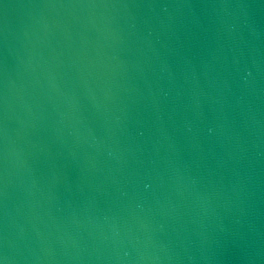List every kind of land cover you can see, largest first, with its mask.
I'll return each instance as SVG.
<instances>
[{
	"label": "water",
	"instance_id": "obj_1",
	"mask_svg": "<svg viewBox=\"0 0 264 264\" xmlns=\"http://www.w3.org/2000/svg\"><path fill=\"white\" fill-rule=\"evenodd\" d=\"M3 264H264V0H0Z\"/></svg>",
	"mask_w": 264,
	"mask_h": 264
},
{
	"label": "snow or ice",
	"instance_id": "obj_2",
	"mask_svg": "<svg viewBox=\"0 0 264 264\" xmlns=\"http://www.w3.org/2000/svg\"><path fill=\"white\" fill-rule=\"evenodd\" d=\"M0 264H3V262H2V261H0Z\"/></svg>",
	"mask_w": 264,
	"mask_h": 264
}]
</instances>
